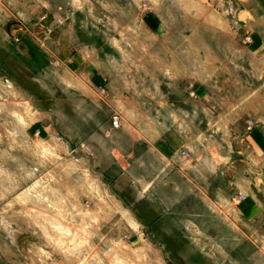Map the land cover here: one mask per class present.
I'll return each mask as SVG.
<instances>
[{
	"label": "rangeland",
	"instance_id": "374dc122",
	"mask_svg": "<svg viewBox=\"0 0 264 264\" xmlns=\"http://www.w3.org/2000/svg\"><path fill=\"white\" fill-rule=\"evenodd\" d=\"M261 1L245 26L237 4L212 0L232 25L218 39L207 0H0V264H264V159L251 172L249 139L264 109L249 38L264 36ZM213 35L221 59L206 69ZM177 125L223 145L206 197L186 170L164 185L153 163L119 165L127 134Z\"/></svg>",
	"mask_w": 264,
	"mask_h": 264
},
{
	"label": "crops",
	"instance_id": "0c3cea01",
	"mask_svg": "<svg viewBox=\"0 0 264 264\" xmlns=\"http://www.w3.org/2000/svg\"><path fill=\"white\" fill-rule=\"evenodd\" d=\"M228 2V0H223ZM233 1L238 6L235 7L234 17L235 23H240L241 25L248 26L255 25V23L259 22V7L261 4V0H230ZM204 6V18L202 20V25L209 28V30L213 29V31L218 32L219 38L220 35L226 34L227 27L231 26V23H227L225 18L223 19L220 16V10L216 8V3H212V0H207ZM159 20V19H158ZM164 27V22L158 21V31ZM250 38V44L253 53L264 51V36L260 33V31L252 29ZM241 39V38H240ZM217 41L215 35L212 37L209 36L207 39L203 40V49L204 55L202 58L204 62L202 63L204 68H211L214 66L211 59L214 61H218L221 59L219 56L215 57L212 54V45ZM206 44V45H205ZM197 53V52H196ZM200 55L198 54V57ZM172 66L173 64H169ZM173 67V66H172ZM168 70V69H167ZM204 91L207 90L204 87L202 88ZM264 107V106H263ZM171 122L177 123L179 117L176 113H172L170 116ZM261 123L258 124L252 131L250 132L249 139L253 148L252 154V167L251 172L257 174L258 166L260 164L263 165V157H264V109L262 114ZM191 127L187 125L186 127H169L166 126L162 131L155 132L154 137L148 136H135L133 134H127L128 148H122L121 151V159L118 161L121 166L123 172L131 173L132 170H137V168L147 170L150 169V165L155 166L154 169L158 171V181L166 185L165 180L171 175V172L174 170H186L188 175H185L187 180L193 184L192 187L189 188V194H199L201 197H206L207 194L204 190V186L202 183L207 178L206 175V166L213 165L214 168H217L220 164L219 157H221V146H217L215 148H211L207 146V141H210L209 137L204 134H199L196 138L191 135ZM186 132V133H183ZM125 137V138H126ZM153 139V141H152ZM120 147V145H118ZM180 147L187 148L192 154L191 159L184 160L182 156L178 153ZM120 152V149H116ZM256 152V156L255 153ZM213 155V156H212ZM261 155L262 159L259 158ZM212 156V158H211ZM211 160H213L211 162ZM254 167V168H253ZM164 171H166L164 173ZM255 177V175H254ZM134 179V178H133ZM163 181V182H162ZM190 182L188 184L190 185ZM179 185L173 186L169 184L173 191H179ZM145 187L149 186V183L144 185ZM221 190L218 192L220 193ZM255 199H257L254 194L252 195ZM168 214H173V212H166L160 218L167 217ZM166 215V216H165ZM189 218V217H188Z\"/></svg>",
	"mask_w": 264,
	"mask_h": 264
},
{
	"label": "built area",
	"instance_id": "2783aa9c",
	"mask_svg": "<svg viewBox=\"0 0 264 264\" xmlns=\"http://www.w3.org/2000/svg\"><path fill=\"white\" fill-rule=\"evenodd\" d=\"M193 93H194V90H193V88H192V90H191V94H193ZM120 118H121V117H120L119 114H114V115H113V118H112V125H113L114 127H119V126H120V124H121V119H120ZM252 127H253V120L250 119V120L247 121V128H248V129H252ZM183 153H184V154H187V151L184 150ZM242 197H244V193H243V192H239L238 195H237V199L239 200V199H241Z\"/></svg>",
	"mask_w": 264,
	"mask_h": 264
},
{
	"label": "bare ground",
	"instance_id": "6f19581e",
	"mask_svg": "<svg viewBox=\"0 0 264 264\" xmlns=\"http://www.w3.org/2000/svg\"><path fill=\"white\" fill-rule=\"evenodd\" d=\"M10 83V82H9ZM9 91V90H8ZM29 195V194H28ZM132 223L134 224L135 227H138V222L136 220H132ZM142 234V233H141ZM80 247V246H77ZM103 262V261H102ZM106 263V262H105Z\"/></svg>",
	"mask_w": 264,
	"mask_h": 264
}]
</instances>
